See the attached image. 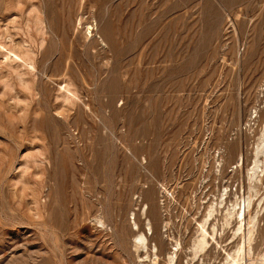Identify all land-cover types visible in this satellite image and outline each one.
<instances>
[{"label":"rangeland","instance_id":"374dc122","mask_svg":"<svg viewBox=\"0 0 264 264\" xmlns=\"http://www.w3.org/2000/svg\"><path fill=\"white\" fill-rule=\"evenodd\" d=\"M263 120L264 0H0V264H165Z\"/></svg>","mask_w":264,"mask_h":264},{"label":"bare ground","instance_id":"6f19581e","mask_svg":"<svg viewBox=\"0 0 264 264\" xmlns=\"http://www.w3.org/2000/svg\"><path fill=\"white\" fill-rule=\"evenodd\" d=\"M89 25L87 31L92 34L94 27ZM66 96L70 98L68 93ZM253 113L256 115V111ZM253 113H251L250 117ZM244 160V156L240 153L236 158L234 168L244 166ZM220 167L221 162L217 160L215 171H220ZM263 177L264 120L256 141L252 146L250 164L246 168L244 193L242 195L235 192H233L234 194H230L232 190L229 191L226 185H222L218 188L216 195L201 197L199 204L197 203L196 214L193 217L191 216L193 233L188 245L185 247V251L181 238L176 236L174 231L171 234H167L166 237L169 240L170 248L166 253L165 264H179L182 252L185 253V261L182 264H211V260H213V264H254V261H251L250 257L259 228H261L258 215L264 209V192L261 194L262 189H264ZM206 182L207 180L202 178L199 184L202 186ZM196 192L194 191V193ZM160 193L161 198L159 202H161L162 211L164 210V216H167L169 215L168 208L165 209V201L169 193L167 187L163 186ZM193 197L197 198L196 196ZM252 206L253 212L250 211ZM148 209L147 205L143 206L142 215L146 216L144 231L139 230L138 223L134 217L135 213L131 214V219L133 220L132 227L138 231L133 239V247L140 263L158 264L160 247L156 242H151L157 232L152 221L147 217ZM98 224L104 226L102 219H98ZM166 226L163 225V227ZM187 229L185 230L187 231ZM227 234L229 241L223 245L220 239ZM209 256L211 258L207 261L206 257L209 258ZM219 256H221V260L217 261V257ZM257 258H254L256 259L255 264H264V249L258 254Z\"/></svg>","mask_w":264,"mask_h":264},{"label":"built area","instance_id":"2783aa9c","mask_svg":"<svg viewBox=\"0 0 264 264\" xmlns=\"http://www.w3.org/2000/svg\"><path fill=\"white\" fill-rule=\"evenodd\" d=\"M238 185H239V184H238ZM228 189H229V188H228ZM232 189L234 190L233 192H235V193H237V194H239V195H242V194L244 193V192L242 193V188H241V187L239 188V192H237L238 190H236V187H235V188L233 187ZM232 189L230 188L229 191H231ZM233 192H232V193H233ZM241 193H242V194H241Z\"/></svg>","mask_w":264,"mask_h":264}]
</instances>
